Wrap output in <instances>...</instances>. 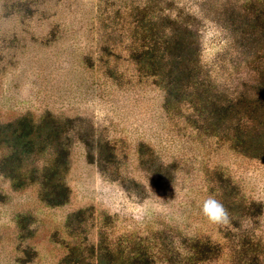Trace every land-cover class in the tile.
<instances>
[{
	"label": "rangeland",
	"instance_id": "1",
	"mask_svg": "<svg viewBox=\"0 0 264 264\" xmlns=\"http://www.w3.org/2000/svg\"><path fill=\"white\" fill-rule=\"evenodd\" d=\"M140 2L0 0V125L51 115L71 130L65 205L45 202L38 182L17 188L0 171V264H88L103 238L115 248H151L156 264H186L183 241L194 237L221 245L202 264H249L256 255L264 264V164L165 111L162 88L130 59ZM202 29L203 63L236 86L242 78L220 56L227 32L208 21ZM100 142L116 147L109 171L95 161L91 146ZM8 152L0 147V161ZM42 164L38 158L23 173ZM220 172L237 188L232 197L221 190ZM237 191L259 209L239 226L231 225ZM209 196L227 209L226 224L203 215Z\"/></svg>",
	"mask_w": 264,
	"mask_h": 264
},
{
	"label": "trees",
	"instance_id": "2",
	"mask_svg": "<svg viewBox=\"0 0 264 264\" xmlns=\"http://www.w3.org/2000/svg\"><path fill=\"white\" fill-rule=\"evenodd\" d=\"M207 21L227 32L220 56L242 78L234 87L224 85L202 61V28ZM134 24L130 59L144 77L162 88L165 111L184 117L200 136L264 164V0H141ZM70 135L71 130L51 115L40 123L25 116L0 125V147L9 150L0 161V171L17 188L38 182L45 202L65 205L71 193L65 182ZM91 147L96 148L95 161L101 169L114 168L115 146L100 142ZM144 148L142 145L141 153ZM38 158H43V164L23 173ZM161 169L163 165L159 172ZM218 176L221 190L232 197L237 188L222 172ZM235 195L230 207L238 213L231 216V225L239 226L241 218L253 219L259 209L256 203L245 205L238 191ZM250 244L248 238L242 241V250L248 254ZM183 246L188 253L186 264H202L222 252L219 243L198 237L185 239ZM91 252L95 261L88 264H156L158 259L156 252L140 243L115 248L104 238ZM248 261L259 264L261 257L252 256Z\"/></svg>",
	"mask_w": 264,
	"mask_h": 264
},
{
	"label": "clouds",
	"instance_id": "3",
	"mask_svg": "<svg viewBox=\"0 0 264 264\" xmlns=\"http://www.w3.org/2000/svg\"><path fill=\"white\" fill-rule=\"evenodd\" d=\"M202 213L210 222L216 224H226L229 219L227 209L224 205L211 196L203 201Z\"/></svg>",
	"mask_w": 264,
	"mask_h": 264
}]
</instances>
